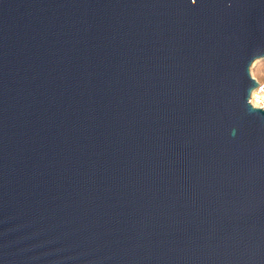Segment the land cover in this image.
<instances>
[{"label": "water", "instance_id": "1", "mask_svg": "<svg viewBox=\"0 0 264 264\" xmlns=\"http://www.w3.org/2000/svg\"><path fill=\"white\" fill-rule=\"evenodd\" d=\"M264 0H0V264H264Z\"/></svg>", "mask_w": 264, "mask_h": 264}, {"label": "built area", "instance_id": "2", "mask_svg": "<svg viewBox=\"0 0 264 264\" xmlns=\"http://www.w3.org/2000/svg\"><path fill=\"white\" fill-rule=\"evenodd\" d=\"M249 102L256 107L264 109V82L258 81V85L252 90Z\"/></svg>", "mask_w": 264, "mask_h": 264}, {"label": "rangeland", "instance_id": "3", "mask_svg": "<svg viewBox=\"0 0 264 264\" xmlns=\"http://www.w3.org/2000/svg\"><path fill=\"white\" fill-rule=\"evenodd\" d=\"M250 74L257 81L264 82V58L257 59L251 64Z\"/></svg>", "mask_w": 264, "mask_h": 264}]
</instances>
